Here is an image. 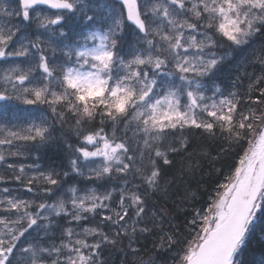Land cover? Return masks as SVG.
Instances as JSON below:
<instances>
[{
    "label": "snow or ice",
    "instance_id": "snow-or-ice-1",
    "mask_svg": "<svg viewBox=\"0 0 264 264\" xmlns=\"http://www.w3.org/2000/svg\"><path fill=\"white\" fill-rule=\"evenodd\" d=\"M259 213L264 0H0V264H243Z\"/></svg>",
    "mask_w": 264,
    "mask_h": 264
},
{
    "label": "trees",
    "instance_id": "trees-1",
    "mask_svg": "<svg viewBox=\"0 0 264 264\" xmlns=\"http://www.w3.org/2000/svg\"><path fill=\"white\" fill-rule=\"evenodd\" d=\"M209 150H212L211 146ZM231 162L232 161L229 158V160L220 161L219 163H215V166H213L214 162H211L207 158H198V161H193L194 171L192 175L190 177L184 176L182 179L186 180L190 187L194 190L199 186L201 196L195 204L196 208H203L204 205L208 204L209 201L214 198V190L218 189L219 183L226 182L224 175L219 174L217 169H219L220 165L223 164V172L227 174L231 171L229 167ZM219 190L221 191L222 189ZM183 194V184H181L176 196L174 197L176 203L180 202ZM187 211L191 212L192 207H189ZM262 226H264V213H259L257 231L253 232L249 236L246 247L242 250V254L237 257L238 260H242L243 264H258L261 259L264 258V239H261L259 236V229ZM119 256V253H113L112 260L114 261V264H119Z\"/></svg>",
    "mask_w": 264,
    "mask_h": 264
},
{
    "label": "rangeland",
    "instance_id": "rangeland-1",
    "mask_svg": "<svg viewBox=\"0 0 264 264\" xmlns=\"http://www.w3.org/2000/svg\"><path fill=\"white\" fill-rule=\"evenodd\" d=\"M95 2L98 3V4H99V3H105V4H106V3L110 2V0H95ZM101 14H103V12H101ZM221 191H222V190H221ZM148 245H149V247H151L150 244H148ZM258 264H260V262H259Z\"/></svg>",
    "mask_w": 264,
    "mask_h": 264
}]
</instances>
